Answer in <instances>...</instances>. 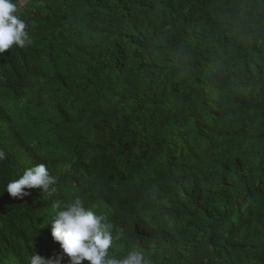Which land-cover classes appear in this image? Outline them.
<instances>
[{
    "label": "trees",
    "instance_id": "1",
    "mask_svg": "<svg viewBox=\"0 0 264 264\" xmlns=\"http://www.w3.org/2000/svg\"><path fill=\"white\" fill-rule=\"evenodd\" d=\"M18 15L31 44L0 54V264H28L54 201L141 189L136 147L172 154L161 218L128 252L264 264V0H26ZM41 163L57 192L9 200Z\"/></svg>",
    "mask_w": 264,
    "mask_h": 264
},
{
    "label": "clouds",
    "instance_id": "2",
    "mask_svg": "<svg viewBox=\"0 0 264 264\" xmlns=\"http://www.w3.org/2000/svg\"><path fill=\"white\" fill-rule=\"evenodd\" d=\"M25 3L26 0H19L18 4L14 0H0V54L14 46L24 48L31 44L27 24L18 15ZM0 140L3 143L0 160H3L10 144L1 129ZM134 152L129 172L139 174L143 187L137 192L113 189L103 196L82 189L71 201H54V216L47 225L51 232L37 253L33 251L26 257L25 263L150 264L142 251L133 248L128 252L132 242L129 235L141 228H156V219L161 218V213L155 204L164 191L172 153L168 148L160 147H136ZM56 185L57 178L41 163L26 169L18 179L9 181L4 192L12 201L32 194L31 189L41 190L42 195L51 197L57 192ZM84 196L91 200L90 204L84 202ZM32 201L36 203L34 199ZM168 260L164 258L163 263Z\"/></svg>",
    "mask_w": 264,
    "mask_h": 264
}]
</instances>
